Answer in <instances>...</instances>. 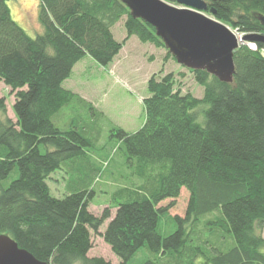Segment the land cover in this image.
Returning a JSON list of instances; mask_svg holds the SVG:
<instances>
[{
	"label": "trees",
	"instance_id": "obj_1",
	"mask_svg": "<svg viewBox=\"0 0 264 264\" xmlns=\"http://www.w3.org/2000/svg\"><path fill=\"white\" fill-rule=\"evenodd\" d=\"M40 1L43 32L32 36L8 0H0V81L15 95L16 116L7 115V98L0 96V233L49 264H113L88 253L91 230L99 232L116 206L99 233L120 264H134L145 252L139 264H264V42L256 41L257 49L243 42L234 51L232 83L188 68L204 88L201 98L176 90L172 72L150 77L143 126L112 134L129 163L136 160L135 177L98 216L89 210L95 190L83 178L64 197L48 184L64 166L91 167L84 130L59 127L55 118L75 101L98 110L63 83L87 55L108 67L133 35L166 47L155 27L134 18L121 0ZM205 2L206 14L231 29L264 34V0ZM123 17L127 34L118 41L112 28ZM169 58L176 60L168 50ZM183 188L190 193L186 214L172 216L176 229L163 236L160 220ZM166 199L173 201L159 206Z\"/></svg>",
	"mask_w": 264,
	"mask_h": 264
},
{
	"label": "rangeland",
	"instance_id": "obj_2",
	"mask_svg": "<svg viewBox=\"0 0 264 264\" xmlns=\"http://www.w3.org/2000/svg\"><path fill=\"white\" fill-rule=\"evenodd\" d=\"M165 1L171 5L181 6L174 0ZM8 5L15 21L30 35L35 36L43 32V26L39 20L40 0H8ZM125 21L126 17H123L114 26V35L118 41L126 37ZM233 32L238 40L244 36L241 31ZM167 52V48L142 42L136 35H133L126 41L108 67L101 68L94 58L87 56L72 72L68 80L66 79L63 85L75 87L74 89L92 103L98 112L83 102L75 101L64 106L56 114L55 119L59 127L70 125L84 130L85 136L91 142L87 148L91 167L82 165L76 168L63 165V168L53 172L48 179V184L54 196L64 197L68 193L67 186L68 188L73 187L76 181L83 178L82 185L88 182L89 187L95 190L89 205L92 213L100 216L104 209L113 205V192L120 186L123 187L122 184L130 183L132 179L129 177H135L132 171L138 167L136 160H134V166L129 163L125 152L120 149L119 141L112 135L113 129L122 128L128 132H136L143 126L146 117L143 99L149 96L147 83L153 74L156 73L159 78L172 72L175 76L176 90L183 93L191 92L200 98L204 96V88L196 83L193 73L173 58L165 59ZM78 68L82 70L79 71ZM0 96L7 98V115L16 121L13 110L15 95L3 81H0ZM204 120L203 113L199 121L203 123ZM41 149L44 151V146ZM96 169L98 173L92 178L91 171H96ZM15 177H17V170L5 180V183L8 184ZM189 197V191L183 188L173 207L163 215L159 223V231L163 236H167L176 229L171 217L186 214ZM172 201L171 199L163 200L159 206L165 207ZM110 209L112 218L115 215L116 206ZM215 215L217 214L208 215L204 219L214 218ZM110 219L99 228V232H105ZM99 232L91 230L93 247L88 255L103 257L113 264H120V258L112 251L111 246ZM261 232L264 237V230ZM145 256H147L146 252L145 254L138 253L133 263L139 264Z\"/></svg>",
	"mask_w": 264,
	"mask_h": 264
},
{
	"label": "water",
	"instance_id": "obj_3",
	"mask_svg": "<svg viewBox=\"0 0 264 264\" xmlns=\"http://www.w3.org/2000/svg\"><path fill=\"white\" fill-rule=\"evenodd\" d=\"M134 18L155 27L157 35L178 63L205 69L221 81L232 83L236 70L234 51L241 41L264 42V34H244L241 41L225 23L206 14L205 0H121ZM215 14V9H211ZM264 23V16L261 17ZM0 264H49L22 248L8 234L0 233Z\"/></svg>",
	"mask_w": 264,
	"mask_h": 264
},
{
	"label": "crops",
	"instance_id": "obj_4",
	"mask_svg": "<svg viewBox=\"0 0 264 264\" xmlns=\"http://www.w3.org/2000/svg\"><path fill=\"white\" fill-rule=\"evenodd\" d=\"M113 29H114V26H113L112 30H113ZM113 33H114V30H113ZM125 44H126V43H125ZM125 44H124V45H125ZM87 56H90V55H87ZM87 56H86V57H87ZM86 57H84L82 60L78 61V62L75 64V66H74L72 72H74V70L76 69V67H77L78 65H80L81 61H83ZM101 68H104V67L101 66ZM80 69H81V68H78L79 71L82 70V69H81V70H80ZM94 79H95V78H94ZM67 80H68V78H67ZM65 81H66V80H65ZM65 81H64V82H65ZM66 88L71 89L72 91H74V92L80 94L79 91H76V90L74 89L75 87H66ZM72 88H73V89H72ZM82 97H83V95H82ZM83 98H84V97H83Z\"/></svg>",
	"mask_w": 264,
	"mask_h": 264
},
{
	"label": "built area",
	"instance_id": "obj_5",
	"mask_svg": "<svg viewBox=\"0 0 264 264\" xmlns=\"http://www.w3.org/2000/svg\"><path fill=\"white\" fill-rule=\"evenodd\" d=\"M240 43H243V42H240ZM248 45L251 49H257V46L255 43H252V42H248Z\"/></svg>",
	"mask_w": 264,
	"mask_h": 264
},
{
	"label": "bare ground",
	"instance_id": "obj_6",
	"mask_svg": "<svg viewBox=\"0 0 264 264\" xmlns=\"http://www.w3.org/2000/svg\"><path fill=\"white\" fill-rule=\"evenodd\" d=\"M233 30V29H232ZM233 31H236V30H233ZM241 41V39H239ZM177 61V60H176Z\"/></svg>",
	"mask_w": 264,
	"mask_h": 264
}]
</instances>
